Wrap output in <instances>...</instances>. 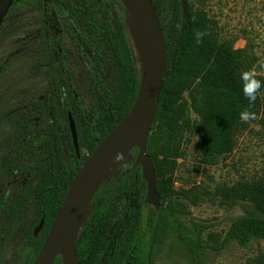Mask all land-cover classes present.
Segmentation results:
<instances>
[{
    "label": "trees",
    "instance_id": "obj_1",
    "mask_svg": "<svg viewBox=\"0 0 264 264\" xmlns=\"http://www.w3.org/2000/svg\"><path fill=\"white\" fill-rule=\"evenodd\" d=\"M24 1L36 11L38 43L33 48L32 67L46 83L33 94L25 111L8 116L5 94L0 90V120L13 118L18 128L0 162V188L17 172L27 175L30 171L13 199L9 188L1 192L0 219L6 218V224L0 242L30 219L32 225L21 234L29 247L21 264H33L76 173L131 109L143 62L123 17L128 16L123 0H19L13 7ZM163 1L153 3L167 42L168 71L182 36L175 69L164 80L147 143L162 206L157 211L141 202L122 243L105 256L112 211L124 203L131 186L134 192L147 190L142 167L131 170L139 152L134 147L128 153L133 154L128 165L106 179L90 203L76 242L81 264H160L157 251L171 234L197 251H221L231 243L251 248L254 242L264 240V184L242 182L214 192L201 184L176 187L179 160L187 157L194 138L199 159L205 164H215L234 150L245 124L240 113L248 107L240 77L251 60L247 48H235L231 41L221 40L208 13L196 8L192 0H184V23L181 0H172L168 17L161 13ZM16 29L18 26L9 27L5 33L0 29V38ZM197 29L210 33L202 43L196 42ZM2 74L0 70V85ZM256 78L264 82V78ZM261 105L258 93L251 109L257 116ZM69 114L76 124L79 156ZM260 122L264 129V118ZM213 193L220 194L228 205L244 203V213L234 217L227 229H216L213 223L191 216L188 201L196 204ZM43 218V228L35 236L34 229ZM52 264H63L62 254ZM249 264H264V253Z\"/></svg>",
    "mask_w": 264,
    "mask_h": 264
},
{
    "label": "rangeland",
    "instance_id": "obj_2",
    "mask_svg": "<svg viewBox=\"0 0 264 264\" xmlns=\"http://www.w3.org/2000/svg\"><path fill=\"white\" fill-rule=\"evenodd\" d=\"M192 3L208 13L221 40L231 41L235 48H247L251 60L248 70L254 69L256 77L264 78V0H192ZM162 6V15L168 17L172 0H164ZM35 17V9L24 1L23 5L13 7L1 27V32L5 33L9 27L18 26V29L0 38V70L3 71L0 90L6 99L5 116L25 111L33 94L46 83L35 75L32 67L33 48L38 43ZM123 17L140 52L128 16ZM50 26L55 28L54 20H51ZM259 94L262 98L259 118L245 122L237 134L234 150L215 164L200 161L198 141L196 138L192 140L187 148V157L179 160L176 187L188 188L201 184L214 192L217 188L242 182L264 184V129L260 122L264 118V87ZM17 129L15 119L0 120V162L7 155L8 146L14 140ZM132 156L133 154L126 155L110 177L117 176L128 165ZM27 175H30V171ZM27 175L17 172L16 176L5 179L0 188V201L1 192L5 188H9L13 199L25 183ZM146 195V189L134 192L131 186L124 203H120L112 211L108 242L103 249L105 256L113 253L122 243L130 223L133 222L134 213L138 205L145 201ZM188 205L191 216L211 222L219 230L227 229L234 217L244 213V203L228 205L220 194L215 193L204 195L196 204L188 201ZM89 210L90 206L86 209L84 220ZM152 213L153 210L150 211V220ZM5 224L6 218L0 219V231ZM31 225L32 221L26 219L11 237L4 243L0 242V264H21L25 260L29 247L21 234ZM261 253H264V240L254 242L251 248L231 243L221 251H197L183 238L171 234L159 247L156 260L160 264H249Z\"/></svg>",
    "mask_w": 264,
    "mask_h": 264
},
{
    "label": "water",
    "instance_id": "obj_3",
    "mask_svg": "<svg viewBox=\"0 0 264 264\" xmlns=\"http://www.w3.org/2000/svg\"><path fill=\"white\" fill-rule=\"evenodd\" d=\"M16 1L19 0H0V29ZM123 2L128 16L134 12L135 17L142 25L146 40L144 47L146 59L143 58L140 50L143 70L137 96L126 116L98 144L76 173L33 264H52L58 254H62L63 263L67 256L72 264H81L76 250L80 231L79 228L76 235L77 224L80 222L81 227L85 217L84 215L81 218L83 211H86L90 206L103 182L110 177L118 164L134 147H138L139 152L131 170L139 165L142 167V177L147 183L145 203L153 206L157 211L162 206L161 196L156 189V170L152 158L148 155L147 143L164 80L175 69L174 60L182 33L177 40L175 51L171 57V68L168 71L167 42L153 0H123ZM181 3L184 11V23L186 17L184 0H181ZM69 123L75 151L79 156L81 149L75 120L71 114H69ZM117 154H123L119 161L116 159ZM43 225L44 218L35 227V236L41 232Z\"/></svg>",
    "mask_w": 264,
    "mask_h": 264
},
{
    "label": "clouds",
    "instance_id": "obj_4",
    "mask_svg": "<svg viewBox=\"0 0 264 264\" xmlns=\"http://www.w3.org/2000/svg\"><path fill=\"white\" fill-rule=\"evenodd\" d=\"M208 35H210V33H208L207 31L197 29L195 31L196 42L202 43L203 38ZM240 78L243 82L242 84L243 95L248 100V107H246L245 109L241 111L240 119L244 122H247L250 120H256L259 117L257 116V113L252 111L251 109L255 107V103L257 100V94L260 92L261 88L264 87V82L256 78V73L254 69L243 71L241 73ZM116 159L121 160L122 154H117Z\"/></svg>",
    "mask_w": 264,
    "mask_h": 264
},
{
    "label": "bare ground",
    "instance_id": "obj_5",
    "mask_svg": "<svg viewBox=\"0 0 264 264\" xmlns=\"http://www.w3.org/2000/svg\"><path fill=\"white\" fill-rule=\"evenodd\" d=\"M128 21H129L131 30L133 32V35L135 37V40L137 42V45H139V48H140V50L142 52L143 58L146 59V54L144 52V47L146 45V40H145V37L143 35L142 25L139 23L138 19L135 17L134 12H132L131 15L128 16ZM122 157H123V154H122ZM117 161H119V160H117ZM114 166H115V164L113 165V168H114ZM85 213H86V211L84 210L83 213H82L81 218H83ZM80 224H81L80 222L77 224L76 235H77V233L79 231ZM63 264H72V263H71V260L66 256Z\"/></svg>",
    "mask_w": 264,
    "mask_h": 264
}]
</instances>
